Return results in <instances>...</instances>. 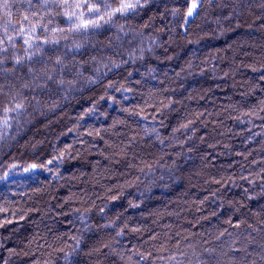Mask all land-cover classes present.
<instances>
[{"label": "trees", "instance_id": "16d2710c", "mask_svg": "<svg viewBox=\"0 0 264 264\" xmlns=\"http://www.w3.org/2000/svg\"><path fill=\"white\" fill-rule=\"evenodd\" d=\"M186 7L147 0L0 77V264H261L264 0ZM57 56L71 85L28 72Z\"/></svg>", "mask_w": 264, "mask_h": 264}, {"label": "snow or ice", "instance_id": "6c2138e0", "mask_svg": "<svg viewBox=\"0 0 264 264\" xmlns=\"http://www.w3.org/2000/svg\"><path fill=\"white\" fill-rule=\"evenodd\" d=\"M174 3H183L187 5L184 12L180 8H174L171 11L173 17L181 18L185 24L195 22L196 17L204 3V0H173ZM212 0H209L211 3ZM147 3L141 0H0V77L8 73H13L17 66L23 67L26 64L40 62L46 64L50 58L46 57L45 49L48 51H56L58 47L67 48L69 38L74 34L87 35L90 32H96L101 29H111L116 25L118 19H126L129 16L139 14V10L143 9ZM58 9L59 11H52ZM59 15L64 19V23L68 27L61 28L54 23V17ZM49 25H52L49 27ZM122 28V26H121ZM43 36V38H41ZM63 41V44H62ZM17 42L23 55H18ZM83 44H73L72 49L79 51L83 48ZM71 50V49H70ZM7 61H12L13 68H5ZM56 68L51 72L47 69L37 70L28 68V72L34 78L53 81L59 85H71L74 81H68L63 78L65 74L78 77L82 75L77 69L74 71L75 62H70L72 66L64 62V58L57 56L54 61ZM84 63H87L86 61ZM55 76H60L58 80H54ZM30 84H24L23 88L31 87ZM12 96L9 103L11 107L3 108L5 119L2 121L5 127L10 126V114H19L24 105L16 103L18 96ZM186 127V126H185ZM61 156L54 157V160H60ZM53 163L52 160L48 161ZM17 166L13 164L11 169ZM37 165L33 164L29 169H35ZM43 167V166H41ZM5 177H0L3 179ZM247 179V177H245ZM239 228L240 224L234 225ZM251 228V226H247ZM255 231V229H252ZM122 234V233H121ZM233 251L239 249L233 248ZM138 261H147L148 257L137 253ZM172 261H176L177 257H171ZM261 264H264V255L259 256Z\"/></svg>", "mask_w": 264, "mask_h": 264}, {"label": "rangeland", "instance_id": "374dc122", "mask_svg": "<svg viewBox=\"0 0 264 264\" xmlns=\"http://www.w3.org/2000/svg\"><path fill=\"white\" fill-rule=\"evenodd\" d=\"M207 4V3H206Z\"/></svg>", "mask_w": 264, "mask_h": 264}]
</instances>
